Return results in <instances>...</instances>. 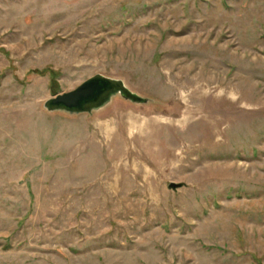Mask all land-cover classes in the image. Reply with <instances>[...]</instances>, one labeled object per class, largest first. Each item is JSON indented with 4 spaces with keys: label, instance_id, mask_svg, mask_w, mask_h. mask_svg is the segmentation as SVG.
Masks as SVG:
<instances>
[{
    "label": "rangeland",
    "instance_id": "1",
    "mask_svg": "<svg viewBox=\"0 0 264 264\" xmlns=\"http://www.w3.org/2000/svg\"><path fill=\"white\" fill-rule=\"evenodd\" d=\"M0 264H264V0H0Z\"/></svg>",
    "mask_w": 264,
    "mask_h": 264
},
{
    "label": "water",
    "instance_id": "2",
    "mask_svg": "<svg viewBox=\"0 0 264 264\" xmlns=\"http://www.w3.org/2000/svg\"><path fill=\"white\" fill-rule=\"evenodd\" d=\"M115 94L134 103L145 101L129 91L120 80L95 74L73 89L49 97L43 102V107L48 111L59 110L66 113L90 112L101 107ZM181 185L182 183L169 182L167 187L176 189Z\"/></svg>",
    "mask_w": 264,
    "mask_h": 264
}]
</instances>
